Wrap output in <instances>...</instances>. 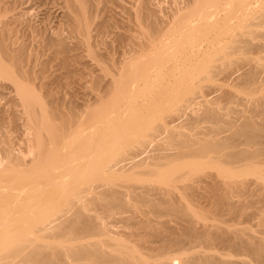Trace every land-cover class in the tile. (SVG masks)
<instances>
[{
	"label": "bare ground",
	"instance_id": "6f19581e",
	"mask_svg": "<svg viewBox=\"0 0 264 264\" xmlns=\"http://www.w3.org/2000/svg\"><path fill=\"white\" fill-rule=\"evenodd\" d=\"M65 1H66V3L64 2L65 8L62 7L63 10L65 9L62 13H65V14H62V15L63 16L65 15L66 18L69 19L68 21L72 24L71 31L73 30V32H75V34L77 33V35L80 34V35L84 36V38L81 36L83 38L82 39L83 42L86 41V43H88L87 40L90 38V27L92 25L91 22H93L92 21L93 14H95L93 12L95 9L94 10H91V9H92V7L99 5V3L103 2V1L102 0H65ZM259 1H261V0H190L189 3L185 6L184 10L180 9V11L182 12L181 15L179 13L175 14V15L179 14L181 16L180 17L181 19H184V18L187 19L185 21L183 20V22H180L179 27H177V26L176 27L178 29L180 28L182 30V32H184L185 34L187 33V35L191 33L190 35H188V37L189 36L190 37L186 40V41H188V43H186V41H185L182 44L183 41L179 42L178 37H177V41L180 44L177 42L178 44L174 43L175 44L174 47H172V46L171 47L170 46L165 47V46H168L170 44L169 42H172V41H167L166 43L167 44L169 43L168 45L165 42L163 43V41H162V43L164 45H163V47H161V46L160 47L163 48V50L159 49L158 51H156L157 50L156 48L155 49L151 48V50L152 49H153V51L155 50L154 52H156V53L158 52L157 54L153 55L154 52L149 49L151 47V44H147V49H146V44L144 42L145 41L144 39H143L144 40L143 42H138V41L136 42V40H135L134 42L138 43V44L135 43V48H136V45H138L137 47L141 48L139 50L143 54H145L147 50H150L152 52L151 54L153 56L150 55L149 57H152V58H149L148 55L150 54V51H147L148 55L145 54L147 56V58L146 57L142 58V57H144L143 54H140L141 52H139L138 49L136 48L137 52L139 53V54H136L137 56H133V57L131 56L132 59H130L131 58L130 57V58H126L123 62L121 61L122 65L120 64L121 66H119V65L117 66L118 67L117 72H115L116 69L114 71H113V69L109 70V71L114 72V73L111 72V74H109V75L113 76L112 78L114 79V83L117 82V83H115L117 85L112 83V86H113V88L118 89V91H117L118 93L116 92L117 95L116 96L114 95L115 97L113 99L110 96V98L108 100L103 99V98H105V95H102L103 97L99 95L101 97L100 100H103L101 107L99 106L100 107L99 109L93 108L89 111V114H87L88 115L87 117L89 119H91V124L95 125L94 128L92 127L93 129L91 128L92 130H90V127L92 126L91 124H90V127L86 128V129L82 128V126L84 124L82 119L85 121L86 117L84 119L83 118L84 115L82 116V113L79 110H77L75 108L59 106V104H54L55 101H52V100L51 101L53 104H51L48 101V99L46 101L44 100V98H46L45 96L38 93L36 91V89L33 88V86H34V84H33V76L34 75L33 74L35 73V72L33 73V67L36 64L33 65V61H32L33 56L31 57L32 54L29 53V48H28L29 45L27 46L28 42L26 41L27 43L25 44L23 41L22 43H19V45L18 44L14 45V41H12L11 39L14 36L13 32L15 33V31H17V29L14 31V28L12 30V28L7 27L8 26L7 23H9L11 20L7 23L6 22L4 23L3 19L5 18L4 16L7 15L6 9H8V7L3 8L2 6H0V24H2V27L0 25V28H1L0 29V73L5 77L7 76V78L9 77L8 79L13 81L15 89L17 91V94L20 96V97L18 96V98H20V100H21L19 102H21V105H22L23 109L25 110L24 112L26 113L27 118L29 117V120L27 119L29 122H27V123H29V126H30L29 128L33 130V131H30V133L31 132H32L31 134L34 133V135H32V136H35L34 139L36 141V144H33L35 141L33 142V137L31 136L32 139H30L31 140L30 143L31 142L32 143H31L30 148H32V150L30 148L29 149L31 150L32 155H33V151L37 152L36 159L38 157L37 160L39 161V162L37 161V164H36L34 162L35 158L33 160V156L31 158L29 157V159H28L27 158L28 156L21 155L20 153H16L14 148H12L13 144H10L9 143L10 140H7L8 137L7 138L5 137L6 133L3 134V132H2L3 130L1 131L2 126L0 127V152H1L0 154H2V157L0 156V264H203V263H205V264L206 263H208V264L209 263H215V264H239V263L250 264V262L246 263L244 261L243 262L239 261L238 263H236V261H233V262L227 261V260L223 261L222 259H218L216 257L218 255L212 256L211 253H209L210 255H207V256L203 255L202 256L201 254H197V253H193V252H190L187 257L172 261V258L175 256L172 257L171 255H175L177 250L178 251L180 250L182 252V250H184V249H182L183 245L185 247V244H187L188 242H199L200 244L201 243H203V244L209 243L210 245H213V242L214 243H221V245L223 243V245L226 244L228 246H231V250H232V247H234L233 251H235L236 249L242 250V248H243L244 251L245 250H246V252L248 251V254L249 253L252 254L253 256L256 257V259L257 258L259 260L264 259V238L260 237V239H258L257 241H255L256 239L253 238V239H255L254 242H251V241H253V240H251V241H249V243H247L248 242L247 240H246L247 242L242 240L243 233L245 235V232H243V231H242V233H238V232H241V231H238L237 234H239V235L234 233L235 234V237H234L233 232L231 235L229 232H227L228 230L225 231L226 229L225 230L222 229L224 232H222V230H220L221 231L220 232L219 229L215 230V231H211V229H209V226H208V227H205L207 229L199 230L196 227L195 222L192 219V213L189 211V205L188 204L185 205L184 203H182L181 200L180 201L176 200L177 198L176 199L175 198H171V199L165 198L166 194L168 197V194L170 195L172 190H174V192L176 191V189L179 187L177 185V182L182 180L186 176L187 172L190 173V171L195 172L197 170L198 171L197 173H199V171H201V173H202V170H205V168L207 169V167L209 168L210 166H213V168H214V166H215V168H217L219 170L218 172H221L223 177H225L227 180L225 178L223 179V177H222L224 185L220 184V188H219V184L217 185V182H216V185L218 187L215 185L212 186L210 184L212 187L208 186L207 190H205L206 188L204 187L203 190L206 191L207 193H209V192L213 193V196L216 199V201H215L216 207L215 208L217 209V207H218V209H217L218 211L220 210V212H222V211L230 212V214H232V212H234V215L236 216L235 213L242 214V210L243 209L245 210V208H247L248 206L246 207L245 204L241 203V202H230V200L233 199L232 196H230V195H234V194H231V191L233 193V191L235 192L237 190H235L234 188L228 189V188H230L229 184L231 185L232 183H234V185H235L238 183H243L241 181L242 178L245 176L247 177L248 175H249V177L253 176V175L257 176V180L258 179H262V180L264 179V168H263V165H264V102H263V100L264 99L259 104V101H260L259 99H261L260 96L261 95L264 96V94H262V92L264 91V88L261 87L262 84H264V64H263V67L261 69L260 67L262 66L261 65L262 63H260V61H259V60H263V62H264V53H263L264 52V45L259 44V43L257 44V42L254 41L255 39L259 40V38H261V37L263 38V36H264L263 35L259 38H256L258 36L257 35L258 33L260 36V31H259L260 29H258V28L263 27L264 15H262V17H255L258 21H251V20H255V19L249 18V15L254 12V8L256 7L255 5L257 3L259 6L264 5V0H262V3H259ZM1 2H2V0H0V4H1ZM144 4L146 6V2ZM144 4L141 3V5L143 7H144ZM103 6H104V4H103ZM214 6H215V8H214ZM143 7H142V9H143ZM144 8H146V7H144ZM142 9H141V11H143ZM147 9H148V7H147ZM229 9H231L233 13L231 11H229ZM148 11L149 10H147L146 12H148ZM255 11H257V10H255ZM177 12H179V11H177ZM137 13L135 15H137ZM148 15L149 14H147L145 16H143V15L139 16V14L137 15L138 16V17H136V18H138L137 22H138V24L141 25V26H139V28L140 27L143 28V25H144V24L142 25V22L140 23L139 20L143 21V19H146V17L148 18ZM151 16L152 15H150L151 20L150 19L149 20L152 23L153 17L151 18ZM252 16H253V14H252ZM177 18H179V17L176 16L175 19H177ZM232 18H234V19L236 18L237 23L233 22V24H230V23H232V22H230V20ZM248 19H250L251 23L249 22ZM4 20L8 21V18L7 19L5 18ZM246 21H248V22H246ZM1 22H3L4 24ZM243 24L245 25V27ZM147 25H148V23H147ZM166 25L168 26V24H166ZM171 25H172V23H171ZM136 26H137V24H136ZM155 26H157V25H155ZM246 26L247 27L249 26L247 28L248 30L245 29ZM100 27H102V26H100ZM165 27L162 26L161 28H165ZM236 27L237 28L241 27L242 30L240 28L239 33L232 34V33H235L234 29ZM35 30H36V28H35ZM68 30H69V28H68ZM168 30H169V28H168ZM174 30H175V28H174ZM243 30H245V31H243ZM145 31H147V30H145ZM170 31L172 32L171 29H170ZM138 32H140V31H138ZM144 32H142V34ZM198 32L203 33L202 37H201V33H198ZM62 34H63L62 32L59 33L58 37L56 36L57 38L53 37L54 39H49V41L46 39L47 40L46 45L48 43V45H47L48 47L49 46L51 47V45H52L54 47L59 46V47L64 48V46H66V44L64 41L65 37H63ZM162 34H165V33H162ZM168 34L170 35V32ZM199 34H200V39L204 37L203 35H205V37L213 35V38H211L210 40L205 39V42L207 43V45L209 43L210 44L216 43L215 46H213L212 44H211L212 46H210V47H212L211 51H210L211 54H212V50H215V49L217 50L218 47H219L218 49H220L221 51L220 50L217 51L218 53L220 52L218 56H217V53L213 51L214 52V54H213L214 57L212 55L213 58H210L211 57V56L209 57L210 52L206 53L207 52L206 51L205 53L208 55H205V57L208 56L207 58H210V59L209 60L204 59V62L202 61L203 63H201L199 67L194 68L192 66L194 68L193 72L188 73V71H186L185 75L186 76L188 74L191 75V77L190 76H188V77L191 78L192 82L194 81V85L196 84L195 82H197L199 78L204 79L205 76L211 77V78L213 76H215L214 75L215 72L217 73V71L219 69L222 70L223 67H221V66L226 65L229 62L228 61L226 64L224 63L225 58L226 57L229 58L228 56H230V58H231V55H234V54L235 55L236 54L237 55L238 54H242V55L248 54L249 55L250 53H252L254 55V53L255 54L259 53V55H257V54L255 55L256 57H254V56L251 57V56L245 55V57L243 56V58L240 57L241 60H243V61L240 62V59L238 58L239 60L237 59L236 62L239 61L240 69L245 70L244 72L240 73L241 76H244V80H246V82L249 84L259 85V86H257L258 87L257 89H254V91L251 92L252 95H254V98L253 99L251 98V99L256 100V103L258 100L257 105H255V107L256 106L257 107L254 109L253 107H254V104H256V103H255V101H253V102L251 101L253 106L251 105L252 106L251 109L249 107L248 108H249V112L252 109L254 110L253 112H255V115H258L261 118V122L254 120L253 115H252V117H249V116H245L243 114H242V116H243L242 120H240V122H237L235 120L236 117L234 120H233L234 117L233 118L231 117L232 119L230 118L231 120H228V116L224 119L223 117L226 116L225 115L226 113L221 114L220 110H218V108H216V106L215 107L213 106L214 103L211 101L213 96L210 98V101L207 98L209 103L211 102L210 103L211 105H207L208 101L205 99V97H207L208 94L205 93L206 96L203 99H204V101L206 100L207 102H206V104L204 103L206 105V106H204L205 107L204 111L200 115V117L197 118V116H196V117H194L195 119L193 118V119H191V121L195 120L196 123L197 122L201 123L204 119L211 121L212 126L208 129V131H211V132H209L211 134L208 133V135H211V136H208L207 138L201 137L199 139L197 136H196L197 137L196 138L195 135L190 136V135H187L186 133L185 134H180V133L178 134L176 132L177 133V135H176V133L174 131H171V129H173V128H171V129L169 128V125L167 124L169 122L166 123V125H168L167 129L164 126L165 122H164V124L162 122H160V124L161 123L163 124L162 127L160 124H159L160 126L158 127V128L161 127V131H164V130H162L163 128H165V130L169 129L168 131H164L166 133L163 132L165 134L164 145L163 144H162V146L158 145L159 147H155V149L150 150L151 148L149 149V147H148L149 139L144 137V138L138 139V140L134 139L135 141L138 142V145H136L137 147H135V148H138V151L136 149V150H134L135 151L134 152V151H131V148H129V147L125 148L126 145L129 144V143L127 144V142H129V140H133V138L138 137L139 135L141 136L142 133H145L144 131H148V129H150V128H156L157 127V126L154 127V125H156V124L153 122V120H151L152 118L147 117L146 119H148V120L143 119V118H145L144 116L147 115V113L145 114L144 112H146V111L150 112V110H152V108L154 109V107H156V106L157 107L160 105L166 106L167 103L172 104V102L174 100H176L177 97L184 96L183 93H182V95H178L179 92L175 93L177 91L169 90V91H166L165 93L164 92L162 93L163 94L162 101L160 100L158 102V100H156V98H155V97H157V95L154 96V94H156V93H155V91H153V88L157 85L158 82L153 83V81L149 80V78H151V76H152V75L150 76V73H152V72H150V69L152 70L155 67L154 64L157 61L161 60L164 56H166V58L168 57L167 55H164L163 53H168L170 56L179 59L178 54L180 53L182 56L184 54V53L182 54V52H184V50H185L184 48H186V46L187 47L192 46V48L190 47L191 49H198L199 46L195 48L194 45L197 44L196 39H198V41L202 40V39L201 40L199 39ZM195 35L196 36L198 35V38H196ZM255 35H256V37H255ZM165 36L167 37V35H165ZM181 36H183V35L181 34ZM39 38H40V36H39ZM45 38H48V36ZM183 38H184V36H183ZM183 38L181 37V39H183ZM16 39H18V36ZM154 39L153 40L151 39V40L156 43V41L158 39L156 41ZM174 39H172V40H174ZM225 39H227V40H225ZM206 40L209 42H207ZM222 40H225L226 42L224 41L225 43H222L221 42ZM88 41L90 43V40H88ZM147 41L150 43L152 42L149 39ZM16 42L17 41H15V43ZM173 42H175V41H173ZM219 42H221L222 44H220ZM217 43H219V46L214 49V47H216V45H218ZM88 45H90V44H88ZM128 45L127 46L125 45V46L128 47ZM149 45H150V47L148 48ZM160 45H161V40H160ZM153 46H157V44L153 45ZM82 47H84V46H82ZM201 47L202 46H200L199 49H201ZM207 47H205V48H207ZM210 47L208 49H210ZM128 48H127V50H128ZM173 48H175V49H173ZM182 49H184V50H182ZM127 50H125V51H127ZM54 51H56V50H54ZM89 51H91V50H89ZM192 51H194V50H192ZM34 52H36V51H34ZM93 52L94 51H92V53ZM137 52L135 50V53H137ZM194 52L198 53L199 50H196ZM195 53H192V54H195ZM93 54H95V53H93ZM96 55L97 54H95V56ZM125 55H126V53H125ZM202 55H204V52ZM184 56H185L184 58L187 57L186 54ZM215 56H217V58ZM214 58H216V59H214ZM163 59H165V58H163ZM163 59H162V61H163ZM169 59H171V58H169ZM201 59L203 60V58H201ZM211 59H213L214 62L216 60H219L222 62L220 63V65L215 66V64L213 63V61ZM117 60L119 61L120 59H117ZM188 60H190V59L188 58ZM210 61L214 64V66H213V64H212V67H211V65H209L211 63ZM177 62H179V61L177 60ZM208 62H210V63H208ZM187 63H189V62H187ZM190 63L192 64V62H190ZM195 63H198V62H195ZM156 64H158V62ZM159 64H161V62ZM181 64L183 65V63H181ZM246 64H247V66L244 67ZM258 64H260L261 66L258 67ZM115 65H117V64L115 63ZM184 65H185V61H184ZM162 66L163 65L161 64V68H162ZM164 66H165V64H164ZM164 66H163V68H164ZM189 66H190V64H189ZM196 66H197V64H196ZM113 67H116V66H113ZM177 67L178 66H176V68ZM215 67L217 68V71H216ZM158 68L160 69V71L162 70L160 68V65ZM245 68L246 69L249 68V69L246 70ZM101 69H103V68H101ZM159 69H156L155 71H157V70L159 71ZM41 71H44V70H41ZM105 71H106V74L105 73L104 74L107 75L108 70L105 69ZM39 72H40V70H39ZM39 74L41 75V73H39ZM155 74H158V72ZM37 75H38V73H37ZM159 75H161V74L159 73ZM164 76H165V74H164ZM186 76L182 77V80L181 79L180 80L184 82L185 79L183 80V78H186ZM236 76H237V74H236ZM100 78H101V76H100ZM170 78H172V77H170ZM179 78H180V75H179ZM175 79H178V78H175ZM194 79L195 80L197 79V81H195ZM109 80H110V78H109ZM112 81H107V82L111 83ZM157 81H159V80H157ZM170 82H173V81H170ZM192 82H189V83H192ZM110 83L108 84L109 86H111ZM259 83H261V84H259ZM180 84H182V83L180 82ZM47 85H48V83H47ZM142 85L144 86L143 87L144 91L142 92L141 97H143L149 103L147 104V107L145 105H142L144 102H142V104H140L141 107H140V105H137L138 108H141L140 109L141 111H140L137 108V106H135L137 103V100H136L137 98L135 99V97H134L135 96L134 90L140 86H141L140 88H142ZM177 85H179V84H177ZM185 85H186V82H185ZM115 86H117V87H115ZM251 86H253V85H251ZM263 87H264V85H263ZM166 88H167V86H166ZM189 88H191V87H189ZM220 89H221V87H220ZM216 91H217V89H216ZM188 92L191 93L192 91H188ZM188 92H185V93H188ZM247 92H249V90H247ZM212 93L213 92H210V94H212ZM220 94L218 93V95H220ZM108 95H110V94H108ZM256 96H258L259 98L256 99L257 98ZM50 97H51V95H50ZM158 98H161V97L158 96L157 99ZM144 99H142V101H144ZM187 99L189 100L190 98H187ZM100 100L98 99V101H100ZM179 101H182V100H179ZM213 101L215 102V100H213ZM163 102L164 103L166 102V104H162ZM248 102L250 104V101H248ZM122 104H124L126 106L127 105L129 106L131 104L132 105L135 104L134 106H132V105L129 106L130 108L135 107L134 109H126V106H124V105L123 106L125 108L122 107V110L124 109L123 110L124 115L126 114V117L130 115L129 117L132 116L133 119H132V117L131 118H128V117L124 118L123 117L124 116L122 113L123 111H120ZM158 104H160V105H158ZM261 104H263V105H261ZM144 106L147 109H145V111L143 112L142 107L144 108ZM160 109H161V107H160ZM246 110L248 112V109H246ZM115 111H117L118 113ZM159 112L161 113L162 111L158 110V113ZM253 112L251 111V113H253ZM158 113L156 112L157 115H158ZM232 113H233V110H232ZM149 115H152V117H153L152 113ZM246 115H247V113H246ZM185 116H187V115H185ZM238 117H240V116L238 115ZM156 118H160V117L158 116ZM201 119H202V121H200ZM149 120H151L153 123L152 122L150 123ZM223 120H225V121H223ZM238 121H239V119H238ZM158 123L159 122H157V124ZM88 124H86V125H88ZM152 124H154V125H152ZM169 124H171V123H169ZM192 125H193V123H192ZM194 125H196L195 122H194ZM26 127H27V125H26ZM85 130H87V131H85ZM157 130H159V129H157ZM73 131H74V133H75V131H77L76 132L77 134H73ZM129 131H131V133H133V136H135V137H133V136L128 137ZM85 132H87V133H85ZM171 132H174L175 134L171 133ZM203 133H206V132L203 131ZM196 135H198V134H196ZM206 135H207V133H206ZM155 136H157V135H155ZM203 137H206V136L203 135ZM161 140H163V139L161 138ZM135 141H134V143H135ZM107 144H109V145H107ZM28 145H30L29 142H28ZM170 146H172L171 149L173 148L174 151L173 150H171L170 152L168 151L170 149ZM120 147H121V149L124 148L123 151L125 149L127 150L126 154L124 153L123 157L121 155V158L124 160V161L122 160L123 162L121 161L120 158H118L119 160L117 158H115V154H117L121 150V149H119ZM147 148L149 151H147ZM174 148L175 149L177 148V149L175 150ZM34 149H36L37 151ZM145 151H147V152L152 151V152L149 155L148 153H146V154L143 153ZM140 153L141 154L143 153L146 156H148V155L149 156L144 157ZM211 153H214V154H211ZM139 155L144 157V158L141 159L139 157L140 160L136 159L137 156H139ZM117 156H119V155H117ZM183 156H185L187 158L189 157L192 160L187 161V159H186V162L179 163L177 161V159L183 158ZM199 156L201 158L200 159L198 158V160H197L196 157H199ZM194 158H196V159L194 160ZM216 160H218V161L220 160L221 163H220V161L216 162ZM173 161L176 163L172 164ZM34 164H36L35 166H37V165H39V166L34 168L33 167ZM215 164L218 166L216 167ZM108 166H114V167L119 166V171L123 170L124 173L125 172L128 173V171H130L133 168H139L140 167L142 170L144 167V169H143L144 171H142V172L139 171L140 172L139 174L143 173L144 176H146L147 174L148 175L150 174V177L155 176V177H158V179H160V181H164L165 183L167 182V184H168L167 189L164 190L162 187V189L164 190L163 194H165V195H163V196L158 195L159 197L156 195L158 197L156 199H153L151 197V199H153V200H151L150 197H148L149 200L145 197L146 193L143 192L144 190L142 191L143 194L141 192L142 196L140 194L138 195L137 194V193H139V192H137L138 190L135 193L136 187L133 188V186H131L132 183L130 181L127 182L130 184H126V185L121 183L123 181V179L126 182V179L128 181V179L130 178V177L127 178L124 175V173L122 175L125 176L126 178L122 177V180H119V181L116 180L112 183H110V182L108 183V180L106 182L103 177H104V173L106 172L105 167H108ZM113 171H115V170L112 169V172ZM115 173H113V174H115ZM210 174H212V173H210ZM205 175H206V173H205ZM218 175L221 176L220 173ZM218 175L217 176L214 175L215 177H213V174H212V176H209V177H211V178L213 177L215 179L216 177H218ZM131 178L133 179V177H131ZM148 179H149V176H148ZM214 179H212L211 181H213ZM239 179H240V181H239ZM103 180H104V182H103ZM225 180L227 181V183H225L226 182ZM215 181H217V179ZM213 182H210V183L214 184L215 182L214 183ZM250 182H251V180H250ZM234 185L232 184L233 187H235ZM239 185H241V184H239ZM120 186L125 187V191H122L121 188H118ZM204 186H206V185L204 184ZM224 186H226L227 188L225 187L226 188L225 189ZM131 187L134 190L131 189ZM175 187H177V188L175 189ZM209 187H210L211 191L208 192ZM237 187H236V189L240 188V186H239V188H237ZM148 188H150V187H148ZM154 189H156V188H154ZM152 190H153V188H152ZM148 191L150 192V194L152 193L150 189ZM149 192H147V193H149ZM153 193H154V191H153ZM200 193H201V191H200ZM240 193H241V191L239 192V194ZM155 194H154V196H155ZM138 196H140L143 199L145 197L146 198L145 202L143 200H139ZM148 196H149V194H148ZM127 197H128V199H130V201L129 200L127 201ZM230 197H231V199L229 200L228 198H230ZM131 200L132 201L134 200V202H136V204L137 203L139 204L140 201L142 203L144 202L143 206H146L148 203L149 204L148 207L151 206V211L154 213L153 215H155L157 217H162L163 215H167V214L174 215L175 219L177 218L178 222L180 220V223L182 224V228H180L181 229L180 232L177 233L176 231H174L175 229H173V230L169 229V226L166 228L160 227L161 224H157L156 222H155L156 225L157 226L159 225L158 227L163 228V229H156V228L153 229V227H157V226H153L151 229H149L151 227L150 226L151 222H154V221H152L153 219H150V220L148 219L147 221H145V220L142 221L139 219L140 221H142L141 223H139V220H137V223L139 224L140 228L135 226L138 229V231L135 228V230L137 232L133 233V235L136 236V239L141 242L140 243L141 246L140 245L138 246V244H133V245L130 244L131 242H128L130 238L127 241L121 242V243H120V240H118L119 243H117V244L114 242H113L114 244L112 242H109V241H111L109 239H108L109 241H107V242L106 241H102V242L99 241V242L95 243L96 238L94 239L95 241L93 243H91V241L85 242V240H87V239L90 240L89 238L91 236L97 235V233H98V235H99V233L101 234L102 232L104 234V231L100 232L101 231L100 228L103 227L104 220H106V219H104V216L106 218L108 215L110 217V215L112 214L111 216L114 217L113 214L116 212L118 214L120 213V211H124V210H125V212H127L128 207L131 206L130 205ZM236 200H237V198H236ZM90 203L93 204V207H92V205L89 206ZM133 204H135V203H133ZM136 206H134V207L136 208ZM141 207H142V205H141ZM94 208H95L96 213L94 211L93 212L95 214H92L91 212H90L91 214L87 213L89 210L92 211L91 209L94 210ZM137 208L139 209L138 206H137ZM137 208H136V211H137ZM99 210H101V212ZM102 212L105 215H103ZM106 214H107V216H106ZM133 215H131V216H133ZM109 217H107V218H109ZM152 217H154V216H152ZM204 217H205V215H204ZM126 219H124V220H126ZM134 219L136 220V218H134ZM127 221L129 222V220H126L124 222H127ZM163 222H161V223L163 224ZM164 224H165L164 226H167L166 222ZM132 225H133V223H132ZM141 228L143 230H141ZM139 229H140V231H139ZM177 229H179V227ZM102 230H104V229H102ZM105 233H107V230ZM145 233H147L146 236H145ZM32 234H34L35 236ZM178 234H180V235H178ZM134 239H135V237H134ZM136 239H135V241H136ZM152 239H153V241H151ZM238 240L245 242V245H243L244 247L241 246L242 242H241V245H239L240 242H238ZM135 241H134V243H135ZM150 241L151 242L155 241L156 243L160 242V245L156 244L157 245V247H156V246H152L153 244H151V245L149 244L150 246L148 249L147 247H145V245H146V243H148ZM143 245H144V247H143ZM225 247H227V246H225ZM142 248L143 249L145 248L146 250H143ZM228 248L229 247H227L226 249H228ZM238 248H240V249H238ZM147 250L149 252H152V255L155 254L154 251L157 252L155 254L157 257H154V255L153 256L150 255L151 253L149 254V252L147 253ZM188 250H190V249H188ZM210 250H209V252H210ZM173 253H175V254H173ZM146 256L149 258H152L154 260H155V258H157L156 259L157 261L156 260L152 261V259H148ZM182 256H184V254ZM170 257H172V258H170ZM241 259H243V258H241ZM262 261L264 262V260H262Z\"/></svg>",
	"mask_w": 264,
	"mask_h": 264
},
{
	"label": "rangeland",
	"instance_id": "374dc122",
	"mask_svg": "<svg viewBox=\"0 0 264 264\" xmlns=\"http://www.w3.org/2000/svg\"><path fill=\"white\" fill-rule=\"evenodd\" d=\"M57 1V2H56ZM103 2H100L99 5H96L94 7H92L91 10H94L93 12L95 14H93V18H92V21L91 22V27H90V38L88 40H90V43L89 41L87 40L88 43H86V41L83 42V38L84 36L78 34L77 33L75 34V32H73V30L71 31V27H72V24L68 21L69 19L66 18V16L64 17L62 14H65V13H62L64 10L63 8H65V3L66 1L65 0H2L0 6H2L3 8H7V12H6V16H4L6 19L8 18V21L4 20V23L6 22H10L7 23L8 26L7 27H10L14 28V31L17 29V31H15V33L13 32L14 36L13 38L11 39L12 41H14V45H19V43H22L24 41V43L27 44L28 48H29V53L32 54L31 57H32V61H33V88L36 89V91L40 94H42L43 96H45L46 98H44V100L46 101L48 99V101L52 103V101H55L54 104H59V106H63V107H69V108H75L77 110H79L81 113H82V116L83 118L85 119L86 117V120L84 121L82 119V121L84 122L82 128L86 129L88 127H90V124H91V119H89L87 116V114H89V111L93 108H100L101 105H102V101L103 100H100L102 95H105V98L103 99H109L110 96L112 97V99L117 95V91L118 89L117 88H113L112 86V83H114V79L112 78L113 76L109 75L112 73H114L113 71L115 70V72H117V66H121V61L123 62L126 58H130L131 56H137L136 54H139L137 52V49L139 52H141L139 49H141L140 47H137L138 45H136V48H135V43L138 41V42H145L146 44V49H147V44H151V47L150 45L148 46V48L151 50V48H156L158 51L159 49H162L161 47H163V43L167 42V41H175V42H169L167 45L168 46H165V47H174L175 44H178L180 41H183L182 44L190 37H188V34L187 33L185 34L184 32H182V30L178 29L177 27L180 26V22H183V20H187V19H181L180 15L182 14V12L180 11L181 10H184L185 9V6L189 3L190 0H102ZM108 1V2H107ZM8 2V3H7ZM65 2V3H64ZM146 2V6H145V3ZM148 2V3H147ZM141 3L144 4V8ZM259 3H262V0L259 1ZM104 4V6H103ZM261 5V4H260ZM5 6V7H4ZM179 6V7H178ZM256 9L254 8V12L251 13L249 15V18L251 19H255V20H251V21H258L255 17H262V15H264V5L262 6H259L258 3L255 5ZM259 6V7H258ZM63 7V8H62ZM107 7V8H106ZM143 7V9H142ZM148 7V9H147ZM150 8V9H149ZM183 8V9H182ZM215 8V6H214ZM213 8V9H214ZM261 8V9H260ZM13 9V10H12ZM141 9L143 11H141ZM212 9V8H211ZM10 10V11H9ZM12 10V11H11ZM101 10V11H100ZM147 10H149L148 12H146ZM257 10V11H255ZM179 11V12H177ZM229 11L232 12L231 9H229ZM138 12V13H137ZM154 12V13H153ZM158 12V13H157ZM19 13V14H18ZM137 13V15L139 14V16L143 15H148V18L146 17V19H143V21H140L139 22L141 23L142 22V25H143V28H139V26H141L140 24H138V17L137 15H135ZM147 13V14H146ZM179 13L178 15H175ZM233 13V12H232ZM253 14V16H252ZM14 15V16H13ZM17 15V16H16ZM61 15V16H60ZM150 15L151 18L153 17L152 19V23H151V19H150ZM156 16V17H155ZM175 16V17H174ZM177 17V19H175ZM62 17V18H61ZM65 18V19H64ZM14 19V20H13ZM67 19V20H66ZM103 19V20H102ZM150 19V20H149ZM233 19V20H232ZM230 20V24H233L234 23H237V19L235 18H232ZM25 20V21H24ZM64 20V21H63ZM145 20V21H144ZM149 20V21H148ZM155 20V21H154ZM180 20V21H179ZM249 22H250V19H248ZM176 21V22H175ZM189 21V20H188ZM102 22V23H101ZM107 22V23H106ZM150 22V23H149ZM169 22V23H168ZM172 25H171V23ZM192 22V21H191ZM248 22V21H246ZM3 23V22H1ZM3 23V24H4ZM27 23V24H26ZM37 23V24H36ZM106 23V24H105ZM148 23V25H147ZM175 23V24H174ZM251 23V22H250ZM11 24V25H10ZM33 24V25H32ZM65 24V25H64ZM137 24V26H136ZM161 24V25H160ZM168 24V26L166 25ZM179 24V25H178ZM1 27H2V24H0ZM10 25V26H9ZM40 25V26H39ZM105 27H104V26ZM107 25V26H106ZM157 25V26H155ZM244 25V24H243ZM242 25V26H243ZM102 26V27H100ZM109 26V27H108ZM147 26V27H146ZM151 26V27H150ZM165 27V28H161V27ZM175 30H174V28ZM177 26V27H176ZM241 26V27H242ZM149 27V28H148ZM158 29H157V28ZM240 27V28H241ZM245 27V25H244ZM249 27V26H248ZM246 26V30H248V28ZM36 28V30H35ZM59 28V29H58ZM69 28V30H68ZM92 28V29H91ZM96 28V29H95ZM130 28V29H129ZM156 28V29H155ZM169 28V30H168ZM237 28V27H236ZM234 29V32L235 33H232V34H237L239 33V29L240 28H237V29ZM243 28V27H242ZM241 28V30H242ZM1 29V28H0ZM45 31H44V30ZM48 29V30H47ZM162 29V30H161ZM170 29L172 30V32L170 31ZM258 29H260V36H259V33L257 34L258 36L255 37L256 38H259L261 36L264 35V24H263V27H259ZM42 30V31H41ZM61 30V31H60ZM65 30V31H64ZM147 30V31H144ZM240 30V31H241ZM26 31V32H25ZM36 31V32H35ZM48 31V32H47ZM58 31V32H57ZM68 31V32H67ZM140 31V32H138ZM166 31V32H165ZM238 31V32H237ZM245 31V30H243ZM242 31V32H243ZM258 31V32H259ZM34 32V33H33ZM63 33V37H65V44L66 46L63 47H57V46H52L51 45V49L46 45V42L47 40L49 41V39H54L53 37L57 38L59 33ZM72 32V33H71ZM142 32H144L143 34L146 36H144L142 34ZM148 32V33H147ZM170 32V35L168 34ZM182 32V33H181ZM54 33V34H53ZM58 33V34H57ZM143 35H141V34ZM146 33V34H145ZM162 33H165V34H162ZM167 33V34H166ZM176 33V34H175ZM179 33V34H178ZM184 33V34H183ZM198 33H201V37H202V32H198ZM16 34V35H15ZM160 36H159V35ZM162 34V35H161ZM174 34V35H173ZM181 34L184 36H181ZM194 34V33H193ZM65 35V36H64ZM75 35V36H74ZM77 35V36H76ZM93 35V36H92ZM138 37H136V36ZM140 35V36H139ZM167 35V37L165 36ZM169 35V36H168ZM172 35V36H171ZM176 35V36H175ZM18 36V39H16ZM40 36V38H39ZM48 38H45L47 37ZM57 36V37H56ZM83 38H82V37ZM135 36V37H134ZM165 36V37H164ZM180 36V37H179ZM196 36V35H195ZM204 37L200 39V34H199V39L201 41H198L197 40V44L194 45V47H198L201 49H191L192 46L190 47H187L182 49L184 50V52H182V56L181 54L179 53L178 56H179V59L178 58H175V57H172L170 56L168 53H163L164 55H167L168 57L166 58V56H164L163 58V61L162 59L157 61L158 64L161 62V64L164 66H162L161 68V64L160 65V68L162 69L160 71V69L158 68L159 65L158 64H154V68L151 70L150 69V76L151 78H149L150 81H153L154 82H158L157 85L153 88V91H155L156 94H154V96L157 95L160 96L161 98H156V100H158V102L161 100L162 101V97H163V92L165 93L166 91H177L175 93H178V95H182V93L184 94V96H179L177 97L176 100H174L171 103H167L166 102L162 103V104H166V106L164 105H160V106H156L154 107V109L152 108V110L149 111H145V106L147 107V104L149 103L147 100H145L142 96V92L144 91V86L142 85V88L138 87L137 89L134 90V97L135 99L137 100V103L136 105L135 104H131L132 106H137V105H140L142 104V102H144L142 105H145L144 108L142 107V111L147 115L144 116L145 118L143 119H146L147 117L148 118H152L151 120H153V122L156 124H152L154 125V127L156 128H150L148 129V131H144L145 133H142V135L138 136V137H135L133 136V133H131V131H129V134H128V137H135L133 138V140H129V142H127L128 145H126L125 148H131V151H134L137 149L138 151V148H135L137 147L136 145H138V142L135 141L136 139H142L144 137L148 138L149 139V144H148V147L150 150L152 149H155V147H159L158 145H161L162 144L164 145L165 143V134L166 132L164 131H168V130H165V128H163L162 130L164 131H161V127L163 126L164 122H165V127L167 129L168 125H169V128H173L171 129V131H174L175 133L177 132L178 134H187V135H195V137L197 136L199 139L202 137V138H207L208 136H211V135H208L209 132L211 131H208V129L212 126V122L209 121V120H203L202 119L200 121H202L201 123H196L195 120H193L195 122L196 125H194V122L191 121V119H193L194 117L197 116L200 117V115L203 113L204 111V106H206V102L208 101L207 98L209 99L210 101V98L212 97V102L214 103L213 106L216 108H218V110H220L221 114H225L226 116L223 117L224 119L228 116V120H231L233 117V120L235 119L236 117V121L237 122H240V120H242V114L245 115V116H249V117H252L253 115V119L254 120H257V121H260L261 122V118L258 116V115H255V112H253L254 110H250L249 112V108L251 109L252 108V102L255 101L256 103V100H252L254 98V95H252L251 92L254 91V89H257L259 85H255V84H249L246 82V80H244V76H241L240 73L241 72H244L245 70L243 69H240V63L239 61H237V59L239 58L240 59V62L243 61L241 60V58H243V56L245 57L246 56H254L256 57L254 53V55L252 53H250L249 55L248 54H234V55H231V58L230 56H228L229 58H225L224 60V63L226 64L228 61V63L226 65H223L221 67H223L222 70H218L217 71V68H216V71L217 73L215 72V76H213L212 78L211 77H204L203 78H199L198 81L197 79L195 81L196 84L194 85V81L192 82L191 80V75L188 74L187 76L185 75L186 74V71H188V73L190 72H193L194 68L196 67H199L201 63L204 62V59L205 60H209L210 58H213L214 57V52L217 53V56L219 55V53L217 52L219 47V43L222 44V43H225L227 39L225 40H222L221 42L217 43L218 45H216L215 48H217V50H212V54H211V48L210 46H215V44L213 43H209L207 45V43L205 42V39L207 40H210L211 38H213V35L211 36H206L203 35ZM15 37V38H14ZM30 37V38H29ZM43 37V38H42ZM145 37V38H144ZM160 37V38H159ZM162 37V38H161ZM164 37V38H163ZM171 37V38H170ZM176 37V38H175ZM177 37H178V40L179 42L177 41ZM181 37L183 39H181ZM232 37V36H231ZM78 38V39H77ZM140 38V39H139ZM142 38V39H141ZM155 38V39H154ZM170 38V39H169ZM176 40H175V39ZM196 38H198V35L196 36ZM209 38V39H208ZM31 39V40H30ZM47 39V40H46ZM80 39V40H79ZM144 39V40H143ZM150 40L152 41L153 39L156 41V43L154 41H152L151 43L148 42L147 40ZM152 39V40H151ZM167 39V40H166ZM174 39V40H172ZM181 39V40H180ZM262 41H261V40ZM19 40V41H18ZM85 40V39H84ZM136 40V42H134ZM141 40V41H140ZM160 40H161V45H160ZM165 40V41H164ZM206 40V41H207ZM15 41H17L15 43ZM27 41V42H26ZM39 43H38V42ZM42 41V42H41ZM163 41V43H162ZM225 41V42H224ZM255 42H257V44H263L264 45V36L263 38H259L258 39H255L254 40ZM131 42V43H130ZM178 42V43H177ZM200 44H199V43ZM203 42V43H202ZM209 42V41H207ZM32 43V44H31ZM126 43V44H125ZM130 43V44H129ZM175 43V44H174ZM186 43H188V41H186ZM90 44V45H88ZM93 44V45H92ZM129 44V45H128ZM138 44V43H136ZM157 46H153V45H156ZM180 44V43H179ZM45 45V46H44ZM79 45V46H78ZM128 45V47L126 46ZM197 45V46H196ZM39 46V47H38ZM44 46V47H43ZM47 46V47H46ZM84 46V47H82ZM161 46V47H160ZM208 46V47H207ZM53 47V48H52ZM160 47V48H159ZM164 47V48H165ZM207 47V48H205ZM210 47V49H208ZM34 48V49H33ZM46 48V49H45ZM77 48V49H76ZM128 48V50H127ZM38 49V50H37ZM43 49V50H42ZM64 49V50H63ZM93 49V50H92ZM172 49V48H171ZM175 49V48H173ZM56 50V51H54ZM70 50V51H69ZM91 50V51H89ZM124 50V51H123ZM127 50V51H125ZM135 50L137 53H135ZM150 50H147V51H150ZM165 50V49H164ZM196 50H199V52L195 53L194 51ZM202 50V51H201ZM36 51V52H34ZM41 51V52H40ZM92 51H94L93 53L97 54L95 56V54L92 53ZM146 51V55H148V52ZM153 51V49L151 50ZM150 51V54L148 55V57L151 55L153 56L154 54H157L156 52L153 53V55L151 54L152 52ZM207 51V52H206ZM214 51V52H213ZM221 51V50H220ZM32 52V53H31ZM124 52V53H123ZM191 52V53H190ZM204 52V55H202ZM209 53L210 52V55L209 57L210 58H207L208 56L205 57V55H208L206 53ZM37 53V54H36ZM39 53V54H38ZM126 53V55H125ZM135 55H134V54ZM192 53H195V54H192ZM202 53V54H201ZM215 53V54H216ZM262 53V52H261ZM264 53V52H263ZM262 53V54H263ZM43 54V55H42ZM130 54V55H129ZM140 54H143L142 52ZM143 54L144 57L142 58H147V56ZM190 59L188 60V58H184L185 55ZM192 54V55H191ZM59 55V56H58ZM194 55V56H193ZM213 55V57H212ZM259 55V53L257 54ZM217 56H215L217 58ZM234 56V57H233ZM38 57V58H37ZM97 57V58H96ZM100 57V58H99ZM132 57L130 59H132ZM184 59H182V58ZM237 57V58H236ZM241 57V58H240ZM95 58V59H94ZM99 58V59H98ZM149 58H152V57H149ZM148 58V59H149ZM173 58V59H172ZM203 58V60L201 59ZM214 58V59H216ZM37 59V60H36ZM53 59V60H52ZM117 59H120L119 61ZM201 59V60H200ZM229 59V60H228ZM238 59V60H239ZM110 60V61H109ZM177 60L179 62H177ZM182 60V61H181ZM201 62H200V61ZM213 61V63L215 64V66H218L220 65V63L222 61H219V60H216L214 62L213 59H211ZM231 60V61H230ZM37 61V62H36ZM40 61V62H39ZM43 61V62H42ZM68 61V62H67ZM168 61V62H167ZM184 61H185V65H184ZM203 61V62H202ZM226 61V62H225ZM260 63H262L261 65L258 64V67L261 66L260 68L262 69L263 67V60H259ZM54 62V63H53ZM108 62V63H107ZM174 62V63H173ZM189 62V63H187ZM192 62V64L190 63ZM195 62H198V63H195ZM211 62V61H210ZM208 62V63H210ZM231 62V63H230ZM235 62V63H234ZM48 63V64H47ZM115 63L117 65H115ZM183 63V65L181 64ZM194 63V64H193ZM212 62L209 64L211 65L212 67ZM219 63V64H218ZM237 63V64H236ZM239 63V64H238ZM243 63V62H242ZM121 64V65H120ZM187 64V65H186ZM190 64V66H189ZM197 64V66H196ZM213 64V66H214ZM217 64V65H216ZM108 65V66H107ZM239 65V66H238ZM42 66V67H41ZM113 66H116V67H113ZM176 66H178L176 68ZM189 66V67H188ZM194 68H193V67ZM226 66V67H225ZM247 64L244 66L246 67ZM249 66V65H248ZM44 67V68H43ZM105 67V68H104ZM107 67V68H106ZM109 67V68H108ZM111 67V68H110ZM168 67V68H167ZM250 67V66H249ZM39 68V69H38ZM42 68V69H41ZM103 68V69H101ZM193 68V69H192ZM220 68V67H219ZM259 68V69H260ZM36 71H35V70ZM105 69L108 70V73L107 75L106 74V71ZM113 71H109V70H112ZM156 69H159V71H155ZM188 69V70H187ZM225 69V70H224ZM246 69V68H245ZM249 68H247L246 70H248ZM40 70V72H39ZM41 70H44V71H41ZM239 70V71H238ZM47 71V72H46ZM104 71V72H103ZM178 71V72H177ZM103 72V73H102ZM158 74H155L157 73ZM165 72V73H164ZM168 72V73H167ZM214 72V71H213ZM212 72V73H213ZM239 72V73H238ZM38 73V75H37ZM41 73V75L39 74ZM105 73V74H104ZM159 73L161 75H159ZM163 73V74H162ZM100 74V75H99ZM165 74V76H164ZM235 74V75H234ZM237 74V76H236ZM104 75V76H103ZM163 75V76H162ZM179 75H180V78H179ZM183 75V76H182ZM3 75L0 73V127L2 128L1 131L3 132V134H5V137L7 138V140H10V144H13L12 145V148H14L15 152L16 153H20L21 155H25V156H28L27 158L29 159V157L31 158L33 156V160L35 158V163L37 164V159H36V154L37 152L33 151V155L31 154V150L32 148L31 147V143H30V139H32L33 137V142L35 141L34 137L35 136H32L34 135L30 133V131H33L32 129H30L29 127V117L27 118V115L26 113L24 112L25 110L23 109L22 105H21V101L20 98H18V94H17V91L15 89V86H14V83L12 80L8 79L7 76H3ZM39 76V77H38ZM45 76V77H44ZM99 76V77H98ZM101 76V78H100ZM172 78H170V77ZM174 76V77H173ZM185 77L186 78H183L184 82L181 81L182 80V77ZM190 76V77H188ZM105 77V78H104ZM108 77V78H107ZM157 77V78H156ZM164 77V78H163ZM227 77V78H226ZM243 77V78H242ZM42 80H41V79ZM97 78V79H96ZM104 78V79H103ZM110 78V80H109ZM155 78V79H154ZM175 78H178V79H175ZM188 78V79H187ZM210 78V79H209ZM224 78V79H223ZM233 78V79H232ZM38 79V80H37ZM49 79V80H48ZM167 79V80H166ZM172 79V80H171ZM175 79V80H174ZM181 79V80H180ZM104 80V81H103ZM113 80V81H112ZM159 80V81H157ZM179 82H178V81ZM202 80V81H201ZM244 80V81H243ZM98 81V82H97ZM101 81V82H100ZM107 81H112L110 84L111 86H109L108 82ZM170 81H173V82H170ZM239 81V82H238ZM43 82V83H42ZM46 84H45V83ZM106 82V83H105ZM178 82V83H177ZM180 82L182 84H180ZM185 82H186V85H185ZM189 82H192V83H189ZM5 83V84H4ZM11 83V84H10ZM13 83V84H12ZM48 83V85H47ZM117 83V82H115ZM114 83V84H115ZM161 83V84H160ZM167 83V84H166ZM171 83V84H170ZM189 83V84H188ZM240 83V84H239ZM60 84V85H59ZM166 84V85H165ZM176 84V85H175ZM179 84V85H177ZM191 84V85H190ZM249 86H248V85ZM261 84V83H259ZM13 85V86H12ZM44 85V86H43ZM117 85V84H115ZM171 85V86H170ZM182 85V86H181ZM191 87V88H189ZM193 85V86H192ZM218 85V86H217ZM240 85V86H239ZM253 85V86H251ZM264 84H262V88ZM43 86V87H42ZM167 86V88H166ZM178 86V87H177ZM181 88H180V87ZM12 87V88H11ZM117 87V86H115ZM158 87V88H157ZM195 89H194V88ZM216 87V88H215ZM221 87V89H220ZM248 87V88H247ZM252 87V88H251ZM254 87V88H253ZM256 87V88H255ZM111 88V89H110ZM178 88V89H177ZM180 88V89H179ZM194 90H193V89ZM247 88V89H246ZM251 88V89H250ZM167 89V90H166ZM182 89V90H181ZM187 89V90H186ZM217 89V91H216ZM106 90V91H105ZM112 90V91H111ZM116 90V91H115ZM180 90V91H179ZM247 90H249V92H247ZM13 91V92H12ZM105 91V92H104ZM109 91V92H108ZM161 91V92H160ZM188 92V91H192L191 93L188 92V93H185V92ZM213 92L212 94H210V92ZM216 91V92H215ZM219 91V92H218ZM63 92V93H62ZM113 92V93H112ZM117 92V93H116ZM194 92V93H193ZM197 92V93H196ZM224 94H223V93ZM264 92V91H263ZM262 92V94H264ZM50 93V94H49ZM101 93V94H100ZM116 93V94H115ZM154 93V92H153ZM190 93V94H189ZM208 94L207 97L206 94ZM217 93V94H216ZM218 93L220 95H218ZM249 93V94H248ZM45 94V95H44ZM49 94V95H48ZM110 94V95H108ZM193 94V95H192ZM51 95V97H50ZM100 95V96H99ZM107 95V96H106ZM113 95V96H112ZM115 95V96H114ZM217 95V96H216ZM222 95V96H221ZM48 96V97H47ZM195 96V97H194ZM202 96V97H201ZM210 96V97H209ZM251 96V97H250ZM253 96V97H252ZM20 97V96H19ZM103 97V96H102ZM107 97V98H106ZM141 97V98H140ZM207 100L204 101V98ZM257 97V98H256ZM255 98L258 99L259 97L256 96ZM263 97V98H262ZM51 98V99H50ZM54 98V99H53ZM184 98V99H183ZM187 98H190L189 100ZM252 98V99H251ZM261 99H259V104L260 102L264 99V96H260ZM98 99L100 101H98ZM134 99V100H135ZM141 99V100H140ZM142 99H144V101H142ZM182 100V101H179V100ZM187 99V100H186ZM251 99V100H250ZM52 100V101H51ZM215 100V102L213 101ZM139 101V102H138ZM208 101V103H209ZM250 101V104L249 102ZM252 101V102H251ZM60 102V103H59ZM135 102V101H134ZM176 102V103H175ZM264 102V100H263ZM262 102V103H263ZM179 103V104H178ZM205 103V104H204ZM207 105H211L210 103ZM249 105H248V104ZM257 103H258V100H257ZM254 104V109L257 107H255ZM17 104V105H16ZM169 104V105H168ZM176 104V105H175ZM187 104V105H186ZM258 104V105H259ZM122 104L121 105V108H120V111H123L122 110V107L125 108L124 105ZM129 105V106H131ZM175 105V106H174ZM248 105V106H247ZM252 105V106H251ZM263 105V104H261ZM100 106V107H99ZM128 106V105H127ZM126 106V109H134L135 107H127ZM168 106V107H167ZM174 106V107H173ZM185 106V107H184ZM141 107V105H140ZM161 107V109H160ZM249 107V108H248ZM138 108V106H137ZM157 108V109H156ZM182 108V109H181ZM139 110L141 108H138ZM144 109V110H143ZM236 109V110H235ZM248 109V112L247 110ZM157 110V111H156ZM158 110L159 111H162L161 113L159 112L158 113ZM229 110V111H228ZM232 110H233V113H232ZM141 111V110H140ZM158 113V115L156 114V112ZM236 111V112H235ZM251 111L253 113H251ZM84 112V113H83ZM117 112V111H115ZM142 112V113H143ZM192 112V113H191ZM229 112V113H228ZM241 112V113H240ZM118 113V112H117ZM123 115H124V111L122 112ZM153 114V117L152 115H149V114ZM155 113V114H154ZM194 113V114H193ZM239 113V114H238ZM247 113V115H246ZM144 114V115H145ZM190 114V115H189ZM233 114V115H232ZM237 114V115H236ZM241 114V115H240ZM128 115V114H127ZM155 115V116H154ZM187 115V116H185ZM238 115L240 117H238ZM130 116V115H129ZM127 116L128 118H131ZM160 117V118H156V117ZM183 116V117H182ZM124 118H127L126 117V114L123 116ZM174 117V118H173ZM186 117V118H185ZM232 117V118H231ZM48 118V117H47ZM189 118V119H188ZM196 118V119H197ZM231 118V119H230ZM28 119V120H27ZM133 119V117H132ZM195 119V118H194ZM239 119V121H238ZM148 120V119H146ZM151 120L150 123L152 122ZM199 121V122H200ZM225 121V120H223ZM227 121V120H226ZM152 122V123H153ZM157 122H159L157 124ZM160 122H162L160 124ZM171 124H169V123ZM89 123V124H88ZM166 123L168 125H166ZM193 123V125H192ZM88 124V125H86ZM161 127L158 128L160 125ZM27 125V127H26ZM92 125V124H91ZM171 125V126H170ZM95 125H92L90 127V130H92L94 128ZM208 126V127H207ZM93 127V128H92ZM177 127V128H176ZM5 128V129H4ZM28 128V129H27ZM92 128V129H91ZM159 129V130H157ZM206 129V130H205ZM6 131V132H5ZM87 131V130H85ZM206 132V133H203ZM77 131H73V134H77L76 133ZM79 132V131H78ZM89 132V131H88ZM164 132V133H163ZM174 132H171V133H174ZM87 133V132H85ZM131 133V134H130ZM148 133V134H147ZM174 133V134H175ZM176 133V135H177ZM203 133V134H202ZM31 134V135H30ZM198 134V135H196ZM211 134V133H209ZM213 134V133H212ZM157 135V136H155ZM162 137H161V136ZM203 135H205L206 137H203ZM32 136V137H31ZM150 136V137H149ZM152 136V137H151ZM167 136V135H166ZM163 140H161V138ZM164 137V138H163ZM194 137V136H193ZM196 137V138H197ZM135 139V140H134ZM28 140V141H27ZM135 141V143H134ZM162 141V142H161ZM28 142L30 145H28ZM153 142V143H152ZM160 143V144H159ZM33 144H36V141L33 143ZM152 144V145H151ZM29 147H28V146ZM109 145V144H107ZM153 147V148H152ZM172 146H170V149L168 150L169 152L171 150H173V148L171 149ZM175 147V146H174ZM31 150H30V149ZM133 148V149H132ZM121 149V147L119 148ZM118 149V150H119ZM124 148H122L117 154H115V158H120L121 161L123 160L121 158V155L123 157L124 153L126 154V149L123 151ZM175 149V148H174ZM177 149V148H176ZM175 149V150H176ZM36 150V149H34ZM37 151V150H36ZM136 151V152H137ZM147 151L148 148H147ZM143 152V153H148L149 155L151 154V152ZM174 151V150H173ZM35 152V153H34ZM135 152V151H134ZM1 153V152H0ZM141 154L142 156L144 157H148L146 156L145 154ZM35 154V155H34ZM211 154H214V153H211ZM210 154V155H211ZM114 155V154H113ZM119 155V156H117ZM0 156L2 157V154H0ZM35 156V157H34ZM142 156H137L136 159L140 160L143 159L144 157ZM212 156V155H211ZM140 157V158H139ZM213 157V156H212ZM197 160L198 158L200 159L201 157H196ZM194 158V160L196 159ZM186 159L187 161H191L192 159H190L189 157H185L183 156V158H178L177 161L179 163H184L186 162ZM203 159V158H202ZM119 160V159H118ZM184 160V161H183ZM124 161V160H123ZM122 161V162H123ZM218 160H216L217 162ZM220 161V160H219ZM218 161V162H219ZM33 162V163H34ZM39 162V161H38ZM121 162V163H122ZM177 162V163H178ZM215 162V163H216ZM176 162L173 161L172 164H175ZM221 163V161H220ZM36 164L33 165V167H37L35 166ZM39 164V163H38ZM216 165V164H215ZM14 166V165H13ZM16 166V165H15ZM120 166V165H119ZM119 166H108V167H105L106 168V172L104 173V180L107 182L108 180V183H112L116 180H122V177L123 178H128V181L126 179V182L125 180L123 179V181L121 183L123 184H130V183H127V182H131V186H133V188H135V193L136 191L139 192L137 193L138 195L140 194L142 196L143 192L146 193L145 194V197L148 199V197H151L153 199H156L158 198L160 195L163 196L165 194L164 193V190L167 189L168 187V184L167 182L165 183L164 181H160V179H158V177H155V176H152L150 177V174L144 176L143 173L139 174L140 172L144 171V167L143 169L141 170V168H133L131 169L130 171L125 172L123 170L119 171ZM218 165H216L217 167ZM212 167V168H211ZM109 168V169H108ZM115 170L112 172V169ZM121 168V167H120ZM263 168H264V165H263ZM137 169V170H136ZM140 169V170H139ZM209 169V170H208ZM213 169V170H212ZM217 170V171H216ZM119 171V172H118ZM123 171V172H122ZM140 171V172H139ZM190 171V170H189ZM195 171V170H194ZM211 171V172H210ZM219 170L217 168H213V166H210L209 168L207 167V169L205 168V170H202V173L201 171H199V173H197L198 171L196 170L195 172L193 171H190L186 173V176L180 180L179 182H177V187H175L176 191L174 192V190L171 191V194L169 195L168 194V197H167V194H166V199H171V198H177L176 200H181L182 203H184L185 205L188 204L189 205V211L192 213V219L193 221L195 222V225L196 227L199 229V230H204V229H207L205 227H208L209 226V229H211V231H215V230H225L227 232H229L231 235H232V232H233V235L235 237V234H237L238 231H241V232H238V233H242L245 232V235L243 233V238L242 240L249 243V241L251 242H254L257 241L258 239L261 238H264V179H258L257 180V176H250L249 175L245 178L243 177L242 178V182L243 183H238V184H235L232 183L235 187L232 186V184L230 186V188L228 189H235L237 191H231V194H234V195H230L232 196L233 199L228 198L230 200V202H241V203H244L245 206L247 208H245V210L243 211L242 210V214L240 213H235L236 216L234 215V212H232V214H230V212H225V211H222L220 212V210L218 211V207L217 209L215 208L216 207V199L215 197L213 196V193L209 192L211 191L210 187H209V190L207 193L206 191H204V187L206 188L205 190H207L208 186H217L219 184V188H220V184L222 185L224 182L222 180V173L221 172H218ZM116 172V173H115ZM118 172V173H117ZM130 172V173H129ZM133 172V173H132ZM115 173V174H113ZM120 173V174H119ZM124 173V175L126 176H123L122 174ZM206 173V175H205ZM212 173L213 174V177L217 176L219 173L221 174V176L218 175V177H216L215 179L212 177H209V176H212ZM119 176H118V175ZM143 174V175H142ZM195 174V175H194ZM200 174V175H199ZM210 174V175H209ZM122 175V176H121ZM132 175V176H131ZM136 175V176H135ZM141 175V176H140ZM204 175V176H203ZM209 175V176H208ZM215 175V176H214ZM251 175V174H250ZM148 176H149V179H148ZM133 177V179L131 178ZM205 177V178H204ZM250 179H249V178ZM116 178V179H115ZM225 177H223L224 179ZM132 179V180H131ZM212 179H214L213 181H211ZM217 179V181H215ZM226 179V178H225ZM241 179V178H240ZM239 179V181H240ZM249 179V180H248ZM256 179V180H255ZM103 180V182H104ZM222 180V181H221ZM227 180V179H226ZM225 180V181H226ZM244 180V181H243ZM246 180V181H245ZM251 180V182H250ZM253 181V182H252ZM164 182V183H163ZM210 182H213L214 184L210 183ZM216 182H217V185H216ZM262 184H261V183ZM227 183V181L225 182ZM253 183V184H252ZM204 184L206 186H204ZM211 184V185H210ZM241 184V185H239ZM246 184V185H245ZM261 184V185H260ZM224 185V184H223ZM256 185V186H255ZM128 186V185H127ZM146 186V187H145ZM211 186V187H212ZM227 186V185H226ZM224 186V188L226 187ZM238 186V187H237ZM240 186V188H239ZM258 186V187H257ZM150 187V188H148ZM159 187V188H158ZM163 187V189H162ZM218 187V186H217ZM222 187V186H221ZM228 187V186H227ZM226 187V188H227ZM239 188V189H236ZM246 187V188H245ZM118 188H121L122 191H125V187H118ZM131 187V189H133ZM145 188V189H144ZM148 188V189H147ZM153 188V190H152ZM156 188V189H154ZM159 190H158V189ZM225 188V189H226ZM257 188V189H256ZM142 189V190H141ZM151 190V194L148 190ZM134 190V189H133ZM144 190V191H143ZM163 190V191H162ZM239 190V191H238ZM143 191V192H142ZM146 191V192H145ZM154 191V193H153ZM158 191V192H157ZM160 191V192H159ZM201 191V193H200ZM241 191V193L239 194V192ZM252 191V192H251ZM142 192V194H141ZM149 192V193H147ZM156 193V194H155ZM160 193V194H159ZM162 193V194H161ZM149 194V196H148ZM153 194V195H152ZM159 195L158 197L156 196ZM202 194V195H201ZM212 194V195H211ZM140 196H138V199L139 200H143L145 202V197L144 199L143 198H139ZM155 197V198H154ZM237 198V200H236ZM242 198V199H241ZM137 199V200H138ZM151 199V200H153ZM130 201V199H128L127 197V201ZM149 200V199H148ZM244 201V202H243ZM263 201V202H262ZM141 202V201H140ZM137 205L136 202H134V200L132 201L131 200V203H130V207H128V211L125 212L124 211H120V213L117 214L114 213L112 217L110 215L106 216L109 217V218H105L104 216V224H103V227L100 228L101 231H104V234L103 232L99 235L97 233V235H94V236H91L89 239L90 240H85V242H90L93 243L96 238V242H99V241H109V242H114V243H119L118 240H120V243L121 242H125L127 241L129 238V241L128 242H131L130 244H138V246L140 245V241L136 239V236L133 235V233H136L138 231V228H140L139 224L137 223V220H142V221H147L148 219H153L152 221L154 222H151V227L149 229H151L153 226H157V224H161L160 227H168L169 226V229L173 230L175 229L174 231H176L177 233L180 232V228H182V224L180 223V220L178 222V219L174 217V215H163L162 217H157L155 215H153L154 213L151 211V206H149V204L147 203L146 206H143V203L141 202ZM135 203V204H133ZM146 204V203H145ZM144 204V205H145ZM93 207V204L90 203L89 206ZM139 207V209L137 208V206ZM142 205V207H141ZM136 206L137 208V211H136V208L134 207ZM134 208V209H133ZM260 209V210H259ZM92 211H88L87 213L89 214H95L96 211H95V208L94 210L91 209ZM141 210V211H140ZM95 213H94V212ZM101 212V210H99ZM98 211V212H99ZM91 212V213H90ZM122 212V213H121ZM134 212V213H133ZM144 212V213H143ZM140 213V214H139ZM103 214V212H102ZM135 216H134V215ZM142 214V215H141ZM105 215V214H103ZM123 215V216H122ZM128 215V216H127ZM133 215V216H131ZM144 215V216H143ZM205 215V217H204ZM139 216V217H138ZM141 216V217H140ZM147 216V217H146ZM154 216V217H152ZM112 217V218H111ZM123 217V218H122ZM128 217V218H127ZM132 219H130V218ZM133 217V218H132ZM156 217V218H155ZM127 218V219H126ZM136 218V220L134 219ZM147 218V219H146ZM172 218V219H171ZM174 218V219H173ZM129 220V224L127 222H124L126 220ZM134 219V220H133ZM108 220V221H107ZM123 222H122V221ZM139 220V223H141L142 221ZM160 222H159V221ZM164 221V222H163ZM133 225H132V223ZM156 222V223H155ZM163 222V224L161 223ZM166 222V225L167 226H164ZM172 222V223H171ZM176 222V223H175ZM178 222V223H177ZM127 223V224H126ZM131 223V224H130ZM180 223V224H179ZM135 224V225H134ZM155 224V225H154ZM107 225V226H106ZM130 225V226H129ZM138 225V226H137ZM177 225V226H176ZM136 226V227H135ZM159 226V225H158ZM153 227L156 228V229H163V228H160V227ZM216 226V227H215ZM106 227V228H105ZM132 227V228H131ZM179 227V229H177ZM214 227V228H213ZM136 228V230H135ZM164 228V229H165ZM104 229V230H102ZM213 229V230H212ZM107 230V233H105ZM133 230V231H132ZM141 230H143L141 228ZM222 230V232H224ZM135 231V232H134ZM140 231V229H139ZM231 231V232H230ZM98 232V231H97ZM144 232V231H143ZM148 232V231H147ZM221 232V231H220ZM109 233V234H108ZM235 233V234H234ZM34 235V234H32ZM129 235V236H128ZM144 235V234H143ZM147 235V233H145V236ZM180 235V234H178ZM239 235V234H237ZM247 235V236H246ZM35 236V235H34ZM246 236V237H245ZM33 237V236H32ZM94 237V238H93ZM113 237V238H112ZM136 241H135V239ZM257 237V238H256ZM125 238V239H124ZM255 238V239H253ZM109 239V240H108ZM124 239V240H123ZM245 239V240H244ZM249 239V240H248ZM116 240V241H115ZM131 240V241H130ZM135 243H134V241ZM247 240V241H246ZM133 241V242H132ZM153 241V239L151 240ZM150 241V242H151ZM137 242V243H136ZM139 242V243H138ZM148 242L146 243L145 247H147L149 249V246L151 244H153L152 246H156L157 245H160V242L156 243L155 241L154 242ZM239 245H241V240L239 241L238 240ZM245 242H242V245H245ZM113 243V244H114ZM186 243V242H185ZM184 243V244H185ZM196 243V244H195ZM150 244V245H149ZM155 244V245H154ZM157 244V245H156ZM195 244V245H194ZM198 244V245H197ZM203 243H199V242H188L187 244H185V247L183 245V248L184 250H182V252L179 250L176 251V254L175 255H171L172 257L175 256V257H170L172 258V261H175L177 259H180V258H184V257H187L189 255L190 252H193V253H197V254H201L202 256H207V255H210L209 253H211L212 256H216L218 259H222L223 261L227 260V261H236V263H238L239 261H244L246 263H249L250 264H264V262L262 260L264 259H256L255 256H253L252 254H248V251L246 252V250L244 251L243 248L242 250L240 248V250H236L233 251L234 247H232V250H231V246H228V245H221V243H214L213 242V245H210L209 243H206V244H203ZM208 244V245H207ZM212 244V243H211ZM220 244V245H219ZM202 245V246H201ZM207 245V246H206ZM141 246V245H140ZM213 246V247H212ZM216 246V247H215ZM229 247L228 249H226L227 247ZM144 247V245H143ZM155 247V248H156ZM196 247V248H195ZM244 247V246H243ZM186 248V249H185ZM143 249V248H142ZM190 249V250H188ZM196 249V250H195ZM211 249V250H210ZM143 250H146L145 248ZM206 250V251H205ZM210 250V252H209ZM244 251V252H243ZM149 251L147 250V253ZM206 254H204V253ZM208 252V253H207ZM146 253V254H147ZM151 253V254H150ZM154 253L156 254L157 252L154 251ZM184 256H182L183 254ZM150 255H152V252H149ZM148 254V255H149ZM155 254L154 257H157ZM181 254V255H180ZM187 254V255H186ZM237 254V255H236ZM147 255V256H148ZM152 255V256H153ZM221 255V256H220ZM146 256V257H147ZM182 256V257H181ZM253 256V257H252ZM238 257V258H237ZM148 259H152V258H149L147 257ZM243 258V259H241ZM157 258H155L156 260ZM174 259V260H173ZM154 259H152V261H155ZM157 261V260H156ZM260 261V262H259ZM205 264V263H203ZM208 264V263H206ZM209 264H215V263H209ZM241 264V263H239Z\"/></svg>",
	"mask_w": 264,
	"mask_h": 264
}]
</instances>
